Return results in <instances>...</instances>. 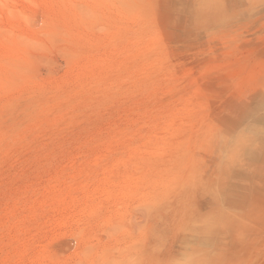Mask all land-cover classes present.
I'll use <instances>...</instances> for the list:
<instances>
[{"label": "rangeland", "instance_id": "374dc122", "mask_svg": "<svg viewBox=\"0 0 264 264\" xmlns=\"http://www.w3.org/2000/svg\"><path fill=\"white\" fill-rule=\"evenodd\" d=\"M0 264H264V0H0Z\"/></svg>", "mask_w": 264, "mask_h": 264}]
</instances>
